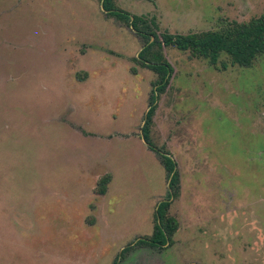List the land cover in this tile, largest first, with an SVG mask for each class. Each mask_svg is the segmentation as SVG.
Masks as SVG:
<instances>
[{"label":"rangeland","instance_id":"374dc122","mask_svg":"<svg viewBox=\"0 0 264 264\" xmlns=\"http://www.w3.org/2000/svg\"><path fill=\"white\" fill-rule=\"evenodd\" d=\"M106 7L182 36L264 14V0ZM145 46L102 0H0V264H264V55L212 66L165 48L174 73L147 142ZM168 202L171 244L139 245Z\"/></svg>","mask_w":264,"mask_h":264},{"label":"trees","instance_id":"16d2710c","mask_svg":"<svg viewBox=\"0 0 264 264\" xmlns=\"http://www.w3.org/2000/svg\"><path fill=\"white\" fill-rule=\"evenodd\" d=\"M108 0H102L103 8L113 17H117L127 26L131 27L146 42V46L139 54L140 64L144 68L154 71L158 75L155 90L150 99L149 110L146 114L143 127L144 138L148 142L150 127L154 122L157 111V99L166 93L174 68L164 56L165 48H176L182 52H189L193 58L205 59L212 66H217L222 55H227L233 66L251 68L256 60L264 55V14L245 23H233L222 32H200L187 36L175 35L168 32L158 34V24L155 17L130 16L122 12L113 11L106 7ZM226 68V65H225ZM166 157L165 155H162ZM164 167L169 173L170 188H178V171L171 158L163 159ZM111 182V176L103 177L99 182V190L102 195L107 192V186ZM169 203L159 209V224L156 225L151 237L138 241L139 245L164 249L171 244L173 236L179 230V222L168 214ZM161 211V212H160ZM132 247L126 248L123 255Z\"/></svg>","mask_w":264,"mask_h":264}]
</instances>
